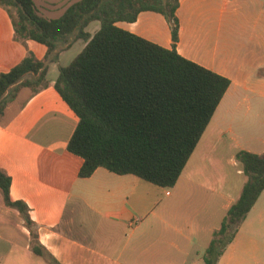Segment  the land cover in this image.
I'll return each mask as SVG.
<instances>
[{
	"label": "crops",
	"instance_id": "obj_1",
	"mask_svg": "<svg viewBox=\"0 0 264 264\" xmlns=\"http://www.w3.org/2000/svg\"><path fill=\"white\" fill-rule=\"evenodd\" d=\"M77 1L33 0L38 10L60 16ZM176 16L178 54L230 85L172 188L103 167L79 177L83 160L67 150L78 117L54 87L60 58L73 44L59 53L58 63H49L45 87H22L4 107L0 170L10 178L9 197L28 208L38 243L59 264H205L212 233L246 181L236 153H264V0H178ZM96 23L85 30L94 26L93 35ZM115 25L172 46L160 13L142 11L134 22ZM28 52L43 60L46 47L16 41L0 7V74ZM224 163L234 169L232 176ZM31 246L24 218L5 205L0 190V264H50ZM216 264H264V190Z\"/></svg>",
	"mask_w": 264,
	"mask_h": 264
},
{
	"label": "trees",
	"instance_id": "obj_2",
	"mask_svg": "<svg viewBox=\"0 0 264 264\" xmlns=\"http://www.w3.org/2000/svg\"><path fill=\"white\" fill-rule=\"evenodd\" d=\"M0 7L9 16L16 41L32 40L46 47L43 60L28 52L0 74V116L20 88L45 87L49 63H58L59 53L81 39L85 46L68 65L58 66L54 82L78 117L67 150L83 160L79 177L103 167L172 188L230 85L227 78L178 54V0H79L56 19L41 16L33 0H0ZM142 11L166 18L170 49L115 25L134 22ZM93 21L100 27L91 35L85 29ZM235 159L246 181L212 233L202 256L205 264L217 263L264 190V153L238 151ZM9 184L10 178L0 170L4 203L24 218L32 237L31 251L59 264L38 243L28 208L10 199Z\"/></svg>",
	"mask_w": 264,
	"mask_h": 264
},
{
	"label": "rangeland",
	"instance_id": "obj_3",
	"mask_svg": "<svg viewBox=\"0 0 264 264\" xmlns=\"http://www.w3.org/2000/svg\"><path fill=\"white\" fill-rule=\"evenodd\" d=\"M39 11H40L39 14L41 16H44V17L49 18V19H56V18H58L60 16V14L57 11H55V10H45V11H43V10H40V8H39ZM96 24H98V23H96ZM93 27L94 26L90 27V29L87 30V31L88 32H93L94 31V30H92ZM83 43L84 42L81 41V40H79V41H77L75 43H72L73 45L71 44L72 46H71L70 50L68 52H66L65 54H63L62 57L60 58L59 65H62V66L67 65L69 57L77 55L80 52L81 47L83 46ZM52 74L53 73H51V75ZM223 171L224 172H229L231 174V176H232V173L234 172V169L232 168V166L229 167V166H227L224 163ZM236 177L239 179V181H241V179H243V176H240V177L236 176Z\"/></svg>",
	"mask_w": 264,
	"mask_h": 264
}]
</instances>
